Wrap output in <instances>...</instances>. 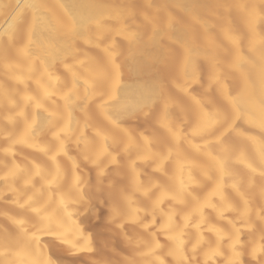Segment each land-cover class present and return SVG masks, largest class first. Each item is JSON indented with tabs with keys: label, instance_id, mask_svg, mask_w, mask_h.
Masks as SVG:
<instances>
[{
	"label": "bare ground",
	"instance_id": "bare-ground-1",
	"mask_svg": "<svg viewBox=\"0 0 264 264\" xmlns=\"http://www.w3.org/2000/svg\"><path fill=\"white\" fill-rule=\"evenodd\" d=\"M0 153L31 215L6 213L0 264L51 261L48 238L79 260L88 167L124 264H230L237 230L264 264V0H0Z\"/></svg>",
	"mask_w": 264,
	"mask_h": 264
},
{
	"label": "rangeland",
	"instance_id": "rangeland-1",
	"mask_svg": "<svg viewBox=\"0 0 264 264\" xmlns=\"http://www.w3.org/2000/svg\"><path fill=\"white\" fill-rule=\"evenodd\" d=\"M138 124V123H136ZM0 157H3L0 153ZM7 162L10 163V159L6 158ZM19 163H23V161L18 160ZM28 166H32V163H27ZM10 166V164L8 165ZM89 168V167H88ZM86 168V170H82L83 174H87L88 172V180L89 183L87 181V185L86 183L84 185L88 186L90 185V187L92 186V188L90 189V191L88 192V194H86V199L89 200H83V202H81V208L80 210L82 211V216L83 218L87 219L83 222L82 220H84L83 218H81V223L84 224L82 225L84 227V231L87 229L88 232H85L86 238L83 240V242L79 243V244H74V245H70V246H66L65 249L70 250L73 252V255L76 254L78 255L80 258L79 260L82 262H80L81 264H124V260L120 258V256L115 257L114 252H112V247L115 246L116 250L119 252H122L124 254H129L130 253V249L128 247H124L123 246V239L121 237V235H119L120 233L117 232V230L115 231V228H113V226H111V223H109V220L111 219L112 216H116L113 212V209H110L108 206V202L110 201V197L108 195V177H107V173H108V167H106V172L102 177L100 178V180H97L95 178V174L93 169L91 168ZM111 171H113L115 168L114 167H110ZM88 170V172H86ZM93 172H91V171ZM81 171V172H82ZM86 172V173H85ZM91 175H93L91 178ZM115 177V176H114ZM114 177L111 176L112 180H116ZM1 186H5L2 182H0ZM98 184L99 190L95 191V185ZM7 186H15L18 187L19 183H14V185H7ZM4 188V187H3ZM85 188V186H84ZM88 188V187H86ZM33 191L32 189L29 190H24L22 192V194H24L25 196L22 198V202H26L28 196H32L33 195ZM44 196V195H43ZM54 199H56V193L53 195ZM12 197H13V192L11 190H7L6 193H4V195H2V198H0V227L4 228L11 226V222H13L14 224H17V219L22 218L24 214L23 212L18 211L15 208H12V205H8V203H10L12 201ZM52 197H41L40 200H51ZM7 200V201H6ZM7 203H4V202ZM10 201V202H8ZM85 202V203H84ZM7 204V205H6ZM11 204V203H10ZM52 209V206L49 205L48 208L43 209L44 212H46L48 209ZM110 209V210H109ZM11 213L12 216H14V221L9 222L8 219L5 217L6 213ZM22 213V214H21ZM5 214V215H4ZM26 214V215H25ZM24 214V218L29 220V217L31 216L29 214V212H26ZM22 215V216H21ZM96 215V216H95ZM81 216V217H82ZM93 216L95 217V219H92ZM98 217V218H97ZM31 218V217H30ZM98 219V220H97ZM96 221V225L98 223V225L93 229L91 227H94L92 224V222ZM9 223V225H8ZM88 227H87V225ZM93 223V224H95ZM4 225V226H3ZM3 226V227H2ZM0 228V229H1ZM13 228V227H12ZM86 228V229H85ZM1 230H0V239H1ZM52 240V241H51ZM48 241H50L48 243ZM85 241H87V247H84ZM58 242V241H57ZM46 245L49 246L50 249V257H51V264H77L76 261L79 260H73L74 256H70L65 254L66 252L63 253V251H60V247H58V243H56L55 239H50L48 238V240H46ZM58 244V245H57ZM0 245H2L0 243ZM37 246L39 248L40 251V259L41 260H45V252H44V247L40 244H33V243H27L25 241H16V242H12V243H7V245H4L7 249L12 250L13 248H16V246ZM60 246V245H59ZM65 245L62 248L61 245V249H64ZM56 248V249H55ZM59 249V252L58 250ZM61 252V253H60ZM68 253H70L68 251ZM126 254V255H127ZM73 261V262H72ZM75 261V263H74ZM79 264V262H78Z\"/></svg>",
	"mask_w": 264,
	"mask_h": 264
},
{
	"label": "snow or ice",
	"instance_id": "snow-or-ice-1",
	"mask_svg": "<svg viewBox=\"0 0 264 264\" xmlns=\"http://www.w3.org/2000/svg\"><path fill=\"white\" fill-rule=\"evenodd\" d=\"M25 7H32V5L26 4ZM202 130L203 129L197 130V133L199 131H202ZM232 239H233L232 248H233V253H234V259L230 262V264H240V261H239L240 253L238 251H236L237 246L240 245V243H241L238 230ZM84 247H87V241H85ZM257 253H259L260 255H264V231H262V233H261L259 246L253 247V249H252V255L253 256H255ZM215 254H217V253H215V252L212 253V255H215ZM184 260H185V257L181 253V255L179 256V264H183ZM42 264H51V261H44V262H42Z\"/></svg>",
	"mask_w": 264,
	"mask_h": 264
}]
</instances>
